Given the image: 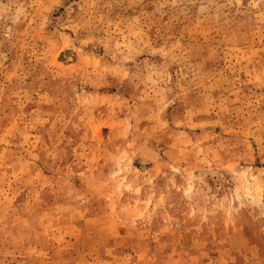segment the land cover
<instances>
[{
    "label": "rangeland",
    "instance_id": "obj_1",
    "mask_svg": "<svg viewBox=\"0 0 264 264\" xmlns=\"http://www.w3.org/2000/svg\"><path fill=\"white\" fill-rule=\"evenodd\" d=\"M0 264H264V0H0Z\"/></svg>",
    "mask_w": 264,
    "mask_h": 264
}]
</instances>
